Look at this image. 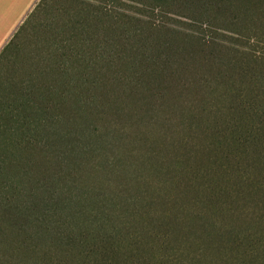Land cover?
I'll use <instances>...</instances> for the list:
<instances>
[{"label":"trees","instance_id":"obj_1","mask_svg":"<svg viewBox=\"0 0 264 264\" xmlns=\"http://www.w3.org/2000/svg\"><path fill=\"white\" fill-rule=\"evenodd\" d=\"M51 1L39 0L28 22ZM206 3L225 29L246 40L258 38L248 28L258 23L249 20L264 16L259 13L264 0ZM250 3L260 9H250ZM108 57L109 67L123 60ZM123 61L131 72L132 64ZM226 65L211 89H202L205 99L182 108V136L167 143L173 150L165 161L159 158L157 129L138 131L135 141L141 146L135 143L134 150L123 146L122 128L111 146L98 152L114 130L96 127L81 131L88 135L85 147L64 150L68 160L83 155L78 166L51 175L46 170L43 179L25 173L36 196L29 192L23 203L12 193L0 205V264H264V70L245 69L239 59ZM93 83L90 89L99 87ZM75 89L71 94L82 92L77 84ZM215 92L220 104L212 117L208 97ZM15 110L7 112L0 133L7 139L17 131L29 147L33 140L8 123L21 121ZM35 114L28 115L40 118L39 110ZM174 173L179 184L171 185ZM131 179L132 188L125 187Z\"/></svg>","mask_w":264,"mask_h":264},{"label":"rangeland","instance_id":"obj_2","mask_svg":"<svg viewBox=\"0 0 264 264\" xmlns=\"http://www.w3.org/2000/svg\"><path fill=\"white\" fill-rule=\"evenodd\" d=\"M34 1L16 5L11 0L12 33L5 44L13 42L0 59V123L15 108L17 119L29 117L27 124L11 119L9 125L33 140L26 147L17 131L7 139L0 133V205L12 193L23 203L29 192L36 196L28 171V176L43 179L46 170L51 175L78 166L83 155L68 160L64 150L87 145L83 129L114 130L98 144V152L110 147L112 135L122 128L123 146L134 150L141 146L135 141L138 131L157 129L162 134L159 158L165 161L173 150L167 143L182 136V108L207 97L202 89L209 91L213 77L228 71V61L239 59L245 69L264 70V16L249 20L258 23L248 27L258 38L246 40L225 29L206 8V0H52L28 22L39 2L31 6ZM260 6L264 15V4ZM109 55L130 62L131 72L122 59L107 66ZM93 82L99 87L90 89ZM76 84L82 92L71 94ZM215 94L208 97L212 117L220 104ZM37 110L41 116L34 120L28 114L36 116ZM178 181L174 173L171 185Z\"/></svg>","mask_w":264,"mask_h":264},{"label":"crops","instance_id":"obj_3","mask_svg":"<svg viewBox=\"0 0 264 264\" xmlns=\"http://www.w3.org/2000/svg\"><path fill=\"white\" fill-rule=\"evenodd\" d=\"M19 1L20 0H15V4L16 5L20 4ZM35 2L36 0L31 4V6ZM19 7L16 10H19ZM5 10L7 12H5ZM10 11H11V0H0V52L5 46L4 44L6 43V41L8 40V38L12 33Z\"/></svg>","mask_w":264,"mask_h":264}]
</instances>
